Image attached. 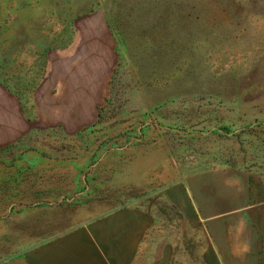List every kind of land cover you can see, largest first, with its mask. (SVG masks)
I'll return each instance as SVG.
<instances>
[{
  "label": "rangeland",
  "instance_id": "374dc122",
  "mask_svg": "<svg viewBox=\"0 0 264 264\" xmlns=\"http://www.w3.org/2000/svg\"><path fill=\"white\" fill-rule=\"evenodd\" d=\"M222 182L264 193V0H0V264L121 210L210 260Z\"/></svg>",
  "mask_w": 264,
  "mask_h": 264
},
{
  "label": "crops",
  "instance_id": "0c3cea01",
  "mask_svg": "<svg viewBox=\"0 0 264 264\" xmlns=\"http://www.w3.org/2000/svg\"><path fill=\"white\" fill-rule=\"evenodd\" d=\"M220 183L218 191L206 200L187 187L185 206L199 222L213 226L207 246L210 260H171L168 253L158 255V231L141 211L121 210L90 223L53 227L40 235L37 264H264V193L231 190ZM76 218V217H75ZM258 218L262 230L260 247H253L246 232L248 223ZM47 236V237H46ZM255 250L259 252H254ZM256 259V260H255ZM260 260V263H258Z\"/></svg>",
  "mask_w": 264,
  "mask_h": 264
}]
</instances>
